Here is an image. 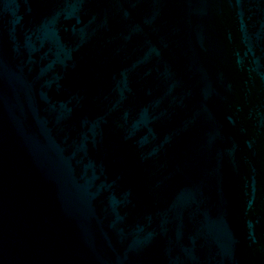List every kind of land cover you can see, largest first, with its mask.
Masks as SVG:
<instances>
[{
    "label": "water",
    "instance_id": "1",
    "mask_svg": "<svg viewBox=\"0 0 264 264\" xmlns=\"http://www.w3.org/2000/svg\"><path fill=\"white\" fill-rule=\"evenodd\" d=\"M0 264H264V0H0Z\"/></svg>",
    "mask_w": 264,
    "mask_h": 264
}]
</instances>
